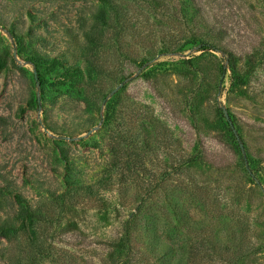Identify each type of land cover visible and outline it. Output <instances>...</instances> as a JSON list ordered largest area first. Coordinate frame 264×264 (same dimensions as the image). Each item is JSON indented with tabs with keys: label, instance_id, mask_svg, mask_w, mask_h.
Returning a JSON list of instances; mask_svg holds the SVG:
<instances>
[{
	"label": "rangeland",
	"instance_id": "1",
	"mask_svg": "<svg viewBox=\"0 0 264 264\" xmlns=\"http://www.w3.org/2000/svg\"><path fill=\"white\" fill-rule=\"evenodd\" d=\"M139 2L119 0L127 31L114 24L100 49L86 39L100 0H0V224L37 211L42 264H192L209 252L202 228L222 249L235 236L245 246L241 259L219 249L205 264H264V0H197L199 13L188 0ZM33 53L62 64L43 83ZM75 67L79 82L61 85ZM135 134L149 147L134 148L142 162L120 188L129 170L116 158ZM142 201L157 253L138 234L123 242ZM29 243L0 233V264Z\"/></svg>",
	"mask_w": 264,
	"mask_h": 264
},
{
	"label": "trees",
	"instance_id": "2",
	"mask_svg": "<svg viewBox=\"0 0 264 264\" xmlns=\"http://www.w3.org/2000/svg\"><path fill=\"white\" fill-rule=\"evenodd\" d=\"M137 1V4L140 5L139 1H147V0H135ZM197 0H188L191 5L197 4ZM101 7L99 8V11L94 19V25L91 28L89 33H86V39L89 42L90 45L100 48L103 47L105 44L104 36L106 33V30L108 31V35L110 32V28L113 29L114 24L119 26V31L121 34L127 31L126 26L130 23L126 19V15L122 16L120 15V9L121 5L119 4V0H100ZM194 6V5H193ZM195 12L199 13L200 8L199 6H194ZM124 28V29H123ZM114 33H116L114 31ZM119 34V32H117ZM11 35L16 39L18 42V51L19 53H24V45H23V37L15 32H11ZM204 49H208V45L205 44V42H202ZM231 62H230V68L232 69L233 73H236V65H237V59L235 56L230 53L229 54ZM27 60L34 65L36 72L38 73V76L40 77V81H43L46 79V73L49 68H57L58 66H61L62 64L58 62L56 59L46 58L42 57L38 53H33L30 55ZM92 68L94 69V72H96V76L100 77L102 76V72L105 68L104 65H98L91 63ZM79 76L80 71L77 67L75 68H64V71L58 76L59 82L61 85H70L74 86L75 83L79 82ZM236 79H239V77H236ZM45 85V84H43ZM229 133L232 134V136L235 139L234 133L232 129L228 128ZM129 145H131L133 151L129 155H125L126 158L117 156L116 158V166L121 160V163L126 166V168L129 170V173H119L118 178V184H120V188H131L130 179L131 176H128L132 174V167L135 166L138 163L142 162V154L135 152L134 148H137L139 144H143L144 146L149 147V139L145 140H139L138 137L135 135L129 136ZM115 165V164H114ZM113 177V176H112ZM110 177L106 180H102L99 185L104 186V188H110L114 184L113 178ZM87 188H93V187H87ZM145 202L142 201L136 208V212L131 214L130 218L124 223L123 227V234H124V244L127 247V249L132 248V241H133V235L138 234L142 240H145L149 246V248H154V253H157V249L155 251V233L157 231V227L153 225L152 221H146L144 223L142 220L139 222L140 215L143 213V210L145 209ZM148 211V210H147ZM175 213L178 217L179 224H182L183 227L187 225L188 215L186 212H184L183 209L179 208L178 206H175ZM39 214L37 211H32L28 209L22 208V210L19 211V213L15 214L14 218L12 220L4 221L0 224V233L3 235V237L8 242L18 241L19 244L22 242L25 243V240H29V244L25 247H20V252L18 255H13L11 257H8L6 260V264H42L43 260L50 257L49 255V248L45 247V244L38 240V235L36 231V227L39 225ZM38 220V225H36ZM239 223L241 220L238 218ZM224 224V223H223ZM39 228V227H37ZM215 231V229H214ZM214 231H210L211 233ZM25 232H28L30 237H27L24 241L22 240V236ZM203 228L200 230V232L197 234V237H199V241L201 242V245L209 246V252H205L203 255L202 251L196 250L195 253L189 254L187 258V262H192V264H205L207 262L214 261V256H216V251H218L221 248V245L219 244V240L217 237H215V234L211 236H206L204 234ZM135 240V239H134ZM234 251L231 249L225 247L220 252V257L223 258V252L225 254H233L235 256V261L238 260L241 257L243 258L245 253L243 252L245 249V246L242 248L239 247V238L236 236L234 237ZM21 241V242H19ZM33 247V250H32ZM129 247V248H128ZM165 258V255H162L159 253V258L157 259L159 262L163 263V260ZM223 261H226V258H223ZM229 264H236L235 263H229Z\"/></svg>",
	"mask_w": 264,
	"mask_h": 264
}]
</instances>
